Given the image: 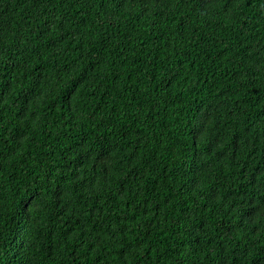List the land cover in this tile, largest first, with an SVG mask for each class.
I'll use <instances>...</instances> for the list:
<instances>
[{"label": "trees", "instance_id": "trees-1", "mask_svg": "<svg viewBox=\"0 0 264 264\" xmlns=\"http://www.w3.org/2000/svg\"><path fill=\"white\" fill-rule=\"evenodd\" d=\"M0 264H264V0H0Z\"/></svg>", "mask_w": 264, "mask_h": 264}]
</instances>
